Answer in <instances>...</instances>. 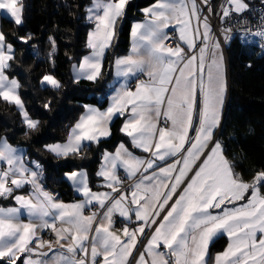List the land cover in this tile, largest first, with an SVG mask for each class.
Instances as JSON below:
<instances>
[{
	"label": "snow or ice",
	"instance_id": "obj_1",
	"mask_svg": "<svg viewBox=\"0 0 264 264\" xmlns=\"http://www.w3.org/2000/svg\"><path fill=\"white\" fill-rule=\"evenodd\" d=\"M201 3L212 11L209 0ZM127 4L128 0H92L87 9V19L95 25L87 41L91 54L73 66L77 82L96 81L102 76L106 49L111 47ZM248 7L245 0H225L221 19L232 13L239 15ZM0 10L17 26L23 23L21 0H0ZM143 11L146 21L132 25L130 54L118 58L115 65L117 76L125 80L138 73L148 80L138 81L134 91L121 84L105 112L86 106L68 142L50 146L49 150L65 156L78 153L84 141L98 142L99 137L111 134L108 124L113 115L130 112L121 131L151 159L136 158L121 144L114 155L105 153L97 173L111 192H92L86 174L72 172L67 174L68 179L85 200L64 204L43 190L38 173L25 166L17 149L0 141V196H12L26 184L33 189L28 196L14 197L18 207L0 208V264H18L22 255L23 264H132L133 259L135 264H209V241L221 233L227 235L229 243L215 255L214 264H264V196L260 195L264 172L258 173L251 184L238 179L223 146L214 140L226 85L223 57L216 55L220 45H210L207 17L201 21L197 0H156ZM170 27H175L187 49L179 43L164 47L168 38L165 29ZM253 35L264 40V28ZM20 39L27 44L31 36ZM197 40L203 46L198 47ZM14 58L13 45L0 32V98L15 104L27 126L35 129L37 122L29 119L17 92L20 84L5 74ZM41 83L60 87L51 75L43 76ZM160 116L171 121V127H158ZM193 128L194 137L189 135ZM171 157L178 158L167 163ZM120 167L133 181L131 191L121 190L123 181L117 175ZM189 172L194 174L189 177ZM9 183L12 187L7 186ZM249 192L246 203L228 207L244 200ZM93 203L104 210L99 219L95 212L84 214V208ZM211 209L220 212L213 214ZM24 213L28 222L21 220ZM133 213L141 222L135 230L124 227L119 234L112 230L114 214L130 220ZM149 228L152 234L135 257L141 237ZM44 230L55 234L54 242L41 238L39 233ZM57 246L64 252L55 251ZM45 247L48 252L41 251Z\"/></svg>",
	"mask_w": 264,
	"mask_h": 264
},
{
	"label": "trees",
	"instance_id": "obj_2",
	"mask_svg": "<svg viewBox=\"0 0 264 264\" xmlns=\"http://www.w3.org/2000/svg\"><path fill=\"white\" fill-rule=\"evenodd\" d=\"M89 1L21 0V25L8 18L0 19V32L13 45L15 54L5 73L17 79L24 108L29 117L37 120L36 128L30 129L15 105L0 98V139L25 147L27 156L41 165L43 186L66 201L75 196L62 176L65 172L85 169L89 186L96 188L101 152L113 149L120 141L129 146L119 131L122 117L111 122L108 138L86 144L78 153L54 156L44 147L66 139L85 105H106L112 62L126 53L131 24L142 18V8L156 0H128L126 14L118 21L113 43L105 52L102 76L96 81L77 82L70 69L88 50L86 33L90 23L85 18V6ZM28 36L31 39L23 43L20 38ZM224 49L229 82L217 138L234 171L242 179L250 180L264 172V46L230 39ZM46 74L60 82L58 89L40 85V79ZM7 202L0 199V204ZM226 241L221 236L210 243L209 262L214 253L225 247Z\"/></svg>",
	"mask_w": 264,
	"mask_h": 264
},
{
	"label": "crops",
	"instance_id": "obj_3",
	"mask_svg": "<svg viewBox=\"0 0 264 264\" xmlns=\"http://www.w3.org/2000/svg\"><path fill=\"white\" fill-rule=\"evenodd\" d=\"M155 2H156V1L150 3L149 5L145 6L144 8H142V10H141L142 13H143L142 18H140L139 20L134 21V22L131 24V27H130V34H129V45H128V49H127L126 53H124V54H122V55H119V56L115 57L114 60H113V62H112V78H111V80H110V84H109V90H108V93H107V102H106V105H105L104 107H98V106L93 105V104L85 105L84 108H83V110H82V112H81L80 115L78 116V119L75 121V123L73 124V126L70 128V130H69V132H68V135H67L66 139H65L64 141H62V142H55V143H49V144H46L45 147H44V148L46 149V151H48L49 153H51V154L54 155V156H65V155H57L56 153L50 151L49 148H50V146H54V145H57V144L63 145V144H66V143L68 142L69 134L71 133V131H72V129L74 128L75 124L79 121L80 117H81L82 115L85 114V112H86V106H87V107H91V108H95V109H97V110L100 111V112H105V111H107V109L111 106V104H112V99H111V98H112L113 95H115L117 88H119L121 84H126L128 88H130L131 90L134 91V90H135V87H136V84H137L138 81H147V80H148V77H147L146 75H144V74H141V73H138L137 76H135V77H130V78H128L127 80H125V78L122 77V76H117V70H116L115 61H116L118 58H122V57H125V56H127V55L130 54L131 46H132V38H131V29H132V25H133L134 23H142V22H145V21H146V17H145V15H144V11H143V10H144L145 8L150 7V6L153 5ZM91 6H92V0H90L89 3L85 6V18H86V20H87L88 22H89V20L87 19V17H88L87 9L90 8ZM3 13H4V10H0V19H1L2 17L10 19L8 16L4 15ZM12 21H13V20H12ZM201 21H203V19H201ZM13 22H14V21H13ZM89 23H90V28L88 29V31H87V33H86V47H87V41H88V34H89L90 31L94 30V27H95L94 23H92V22H89ZM208 24H209V23H208ZM196 26H197V25H196V22L193 21V27L195 28ZM209 27H210V29H211L210 24H209ZM170 28L175 29V27H170ZM170 28H168V29H170ZM168 29H165V32H167ZM200 31H201V33L203 32V28H202V27L200 28ZM175 32H176V37H177V41H176L175 45L179 43V44H181V46H182L183 48L187 49V45H186V44H183V42L180 41V39H179V33H178V31H176V29H175ZM213 34H214V33L212 32V29H211L210 35H211V38H212V39H211V41H210V45H211V44H216V43H219V45H220L219 49L216 50V55H217V57H219V56H222V57H223V72H224V80H225V85H226V92H225V96H224V103H223V106H222V108H221V112H220V126H221L222 120H223V118H224L225 108H226V102H227V93H228L229 75H228V66H227V59H226L225 49L222 48V44L220 43V41H219V40H218ZM113 40H114V38L112 39L111 45H112V43H113ZM196 43H197L198 47L203 46V45L201 44L200 40H197ZM175 45H174V46H175ZM174 46H172V47H174ZM164 47H166V48H172V47H167V46H165V45H164ZM87 49H88L87 52H86L85 54L82 55V57L80 58V60H79L77 63L72 64V66H71L70 72H71V76H72V78H73L74 80H76V79H75V75H74V67H73V66H74V65L78 66L79 63H80V61H81L85 56H88V55L91 54V49H89L88 47H87ZM106 51H107V49H106ZM222 51H223V52H222ZM191 54H192L191 52H186V55H191ZM211 59H212V56H211V54H209V56H208V58H207V60H208L209 63L211 62ZM5 74H6V73H5ZM6 75H7V74H6ZM7 76H8V75H7ZM8 77H9V79H16L15 77H10V76H8ZM42 78H43V77H42ZM42 78H41V80H42ZM16 80H17V79H16ZM41 80H40V84H41V86H50V85H48L47 83L42 84V83H41ZM134 80H136V83H135V85H134L133 87H131V86H130V83H131L132 81H134ZM50 87H51V86H50ZM17 92H18V89H17ZM21 101H22V100H21ZM22 103H23V102H22ZM14 105H15V104H14ZM23 106H24V104H23ZM15 107L17 108L16 105H15ZM17 110L20 112V109H19V108H17ZM24 111L26 112L25 108H24ZM198 111H199V108L197 107V117H198ZM20 115H21V112H20ZM119 116L122 117V120H121V123H120V126H119V131H120V133H121L122 135H124V136L126 137L128 143H129V146H127L124 142L120 141V142H118V143L114 146L113 149H111V150H106V149H105V150H103V151L101 152L100 161H99V164H98L97 169H96V176H97V178H98L97 183H96V188H91V187L89 186V188L91 189L92 192H96V193H103V192H109V193H110V192H111V189L105 187V180H104V178H103L102 176L97 175V173L100 172L101 169H102V166H103V164H104V155H105V153H108V154H110V155H114V154L116 153L117 149L119 148V146H120L121 144H123V145H124V148L127 150V152L131 153L134 157L139 158V159H151L149 153H146V152H144L141 148L134 146L133 143H132V139H131V137H129L128 135H126L124 132L121 131V129H122L124 123H125L126 120H128V119L130 118V116H131V113H130V112H125L124 115H121V114H119V113H116L115 115H113L111 121H110L109 124H108V129H109V131H110V125H111V122L114 120V118L119 117ZM21 117H22L23 122L25 123L24 118H23L22 115H21ZM28 117H29V116H28ZM29 119H31V120L37 122L36 119H32L31 117H29ZM163 119H165V118H164L163 116H160V117L156 120V123H157V126H158V127H164V125L162 124ZM167 121H168V120H167ZM25 125L27 126L26 123H25ZM196 125L198 126V118H197V120H196ZM27 127H28V126H27ZM167 127H171V121H168V126H167ZM219 128H220V127H218V128L215 130V135H214V140H217V141H218L217 136H218ZM110 133H111V131H110ZM189 135L192 136V137H194V136L196 135V132H195V129H194V128H193V129H190ZM109 136H110V135H108V136H101V137H99L98 141H99V140H102V139H106V138H108ZM0 141H7V140H6L5 138H2V139H0ZM7 143H8L11 147L17 149L19 154H22V155H23V162H24L25 166H26L28 169H30L31 171H35V172L38 173V177H37V179H38V183L41 185V187L43 188V190H44V191H47L48 193H50L56 201H58V202H62V203H64V204H77V203H81V202H83V201L85 200V197H84L80 192H78V191L76 190V188L74 187L72 181L69 180V179H68V176H67V174L72 173V172H83V173H85L86 176H87V172H86L85 169H83V168L75 169V170H73V171L65 172V173L62 175L63 178H64V179L70 184L71 189H72V193H73V195L75 196V198H73V199H71V200H68V201H66V200H62V199L59 198L55 193L51 192L50 190H48L47 188H45V187L43 186V184H42V168H41V165H40V164L38 163V161H36L35 159H30V158L27 156L26 151H25V147H23V146H17V145H12V144H10L8 141H7ZM89 143H96V142L84 141L82 147H83L84 145H86V144H89ZM82 147H81V148H82ZM205 151L207 152L208 149H205ZM69 154H72V153L70 152V153H68L67 155H69ZM177 158H178V157H171V158H168L167 163H171L173 160H175V159H177ZM225 158H226V157H225ZM226 159H227V158H226ZM227 160H228V159H227ZM228 162L230 163V161H228ZM157 163L160 164L161 166H164V162H159V161H158ZM197 163L199 164L200 161H197ZM37 165H39V167H37ZM230 165H231V163H230ZM4 167H6V165H5ZM231 167H232V165H231ZM232 170L234 171L233 168H232ZM119 171H122V172H123V174H124V180H128V181H130V183L128 184V186H126L125 188H122L121 190H122V191H131V185H132L133 181L127 179V174H126L125 170H124L122 167H120V168L117 169V175H118V172H119ZM234 173H236V172L234 171ZM193 174H194L193 172H189V173H188V176L190 177V176H192ZM236 174H237V173H236ZM256 175H257V174H256ZM256 175H255V176H256ZM255 176H254L253 178H251L250 180H244V179H242V178L237 174V178H238V179L242 180V181L245 182V183H249V184H251V183L254 182V178H255ZM87 179H88V176H87ZM88 185H89V184H88ZM185 186H186V183H185V184H182V185L180 186V188L178 189V191H182V189H183ZM32 191H33V189H32V185H31V184H26L23 188H21V189H16V190L13 192L12 196H9V197H7V198H5V197H3V196H0V199L8 200L7 203H5V204H4V203H3V204H0V208L18 207V205H17L16 202H15L14 197H15L16 195L28 196L30 193H32ZM112 195H113V196H116L117 194L112 193ZM249 195H250V192H249V193H246V194H245V199H244V200L236 201V202H235V205L229 204L228 207H229V208H232V207H234V206L238 207V206H240V205L246 203V202H247V197H248ZM260 195H261V196H264V190H262L261 188H260ZM175 198H176V197L174 196V199H175ZM129 199H130V197H129ZM169 203H172V201H170ZM93 204H96V203H93ZM91 205H92V204H91ZM91 205H87V206L84 208V214H85V215H91V214H92L91 209H90ZM103 211H104V210H103ZM210 211H212L213 214H218V213L220 212L219 209H211ZM101 214H102V213H101ZM163 214H164V213H162L161 215H163ZM130 215H131V219H130V220H126V219H124L123 217L119 216V214H118V216H119L121 222H120V224H116L115 222H113L112 230H113L114 232L118 233V234L121 232V230H122L124 227H127V228H129L130 230H135V229L139 226V224H140L141 222H139V221H137V220L135 219V215H134V213H133V214H130ZM99 218H101V217L99 216L98 219H99ZM28 219H29V218H28V216H27L26 213H24V214L21 216V220H22L23 222H28ZM132 222H133V224H132ZM154 227H155V226H153V228H154ZM152 230H153L152 228L146 229V234H145V236L141 237V243L137 246V250L134 252V256H135V257H138L139 254H140V252L143 251V246H144V244L147 243V238L152 234ZM39 235L41 236V238H42L44 241H49L48 239H46V238H44V237L42 236V232L39 233ZM221 236H225V237H226V239H227V241H226V245H225V247H224L221 251H218V252H216V253H214V254L212 255V257H211V261L209 262V264H214V257H215V255L218 254V253L223 252V251L225 250V248L227 247L228 243H229L227 235L221 233V234H217V236L213 237V238L209 241V245H210V243H211L213 240H215L216 238L221 237ZM53 242H54V241H53ZM41 251H43V252H48L49 250H48L47 247H45V248L41 249ZM55 251H57V252H64V250H63V249H60L58 246L56 247ZM24 258H25V256L22 255V256H21V260H20V264H23V259H24ZM33 258H35V257H33ZM132 264H135V259H133Z\"/></svg>",
	"mask_w": 264,
	"mask_h": 264
},
{
	"label": "built area",
	"instance_id": "obj_4",
	"mask_svg": "<svg viewBox=\"0 0 264 264\" xmlns=\"http://www.w3.org/2000/svg\"><path fill=\"white\" fill-rule=\"evenodd\" d=\"M197 3L201 8L200 19L207 17L214 35L222 44V48H224L225 44L230 39H235L241 43L262 40L259 36L253 35V33L264 28V0H245V3L249 6L245 12L239 15L232 13L230 17L224 19H221V6L225 3V0H209V5L212 8L211 12L208 11V6L201 3V0H197ZM167 36L168 38L164 41V45L167 47L174 46L177 41L175 29H168ZM135 83L136 80L132 81L130 86L133 87ZM162 124L164 127L168 126V121L163 119ZM118 176L123 181L120 186L121 189L128 186L130 181L124 180V174L122 171L118 172ZM7 186L12 187L10 183ZM90 209L92 213H97L98 217L103 212V209H101L98 204H92ZM113 221L116 224H120L121 220L118 214H114ZM42 236L51 242L56 239L55 234L50 230H44Z\"/></svg>",
	"mask_w": 264,
	"mask_h": 264
},
{
	"label": "rangeland",
	"instance_id": "obj_5",
	"mask_svg": "<svg viewBox=\"0 0 264 264\" xmlns=\"http://www.w3.org/2000/svg\"><path fill=\"white\" fill-rule=\"evenodd\" d=\"M205 18V17H204ZM203 18V19H204ZM207 21H208V19H207ZM213 32V31H212ZM214 35V34H213ZM215 36V35H214ZM216 37V36H215ZM250 43H255V44H258L260 47H262L263 48V46H264V40H259V41H256V42H250ZM223 52V51H222ZM46 75H49V74H46ZM45 76V75H44ZM52 76V75H51ZM41 80V79H40ZM41 85V84H40Z\"/></svg>",
	"mask_w": 264,
	"mask_h": 264
}]
</instances>
